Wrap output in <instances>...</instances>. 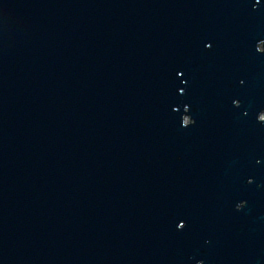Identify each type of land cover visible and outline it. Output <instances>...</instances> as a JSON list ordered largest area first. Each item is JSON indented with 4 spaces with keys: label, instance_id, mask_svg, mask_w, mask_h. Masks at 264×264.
<instances>
[{
    "label": "water",
    "instance_id": "95a60500",
    "mask_svg": "<svg viewBox=\"0 0 264 264\" xmlns=\"http://www.w3.org/2000/svg\"><path fill=\"white\" fill-rule=\"evenodd\" d=\"M264 0H0V264H264Z\"/></svg>",
    "mask_w": 264,
    "mask_h": 264
},
{
    "label": "bare ground",
    "instance_id": "6f19581e",
    "mask_svg": "<svg viewBox=\"0 0 264 264\" xmlns=\"http://www.w3.org/2000/svg\"><path fill=\"white\" fill-rule=\"evenodd\" d=\"M263 113H264V112H262V113L260 114V118H261V119H264Z\"/></svg>",
    "mask_w": 264,
    "mask_h": 264
},
{
    "label": "rangeland",
    "instance_id": "374dc122",
    "mask_svg": "<svg viewBox=\"0 0 264 264\" xmlns=\"http://www.w3.org/2000/svg\"><path fill=\"white\" fill-rule=\"evenodd\" d=\"M263 116H264V113H263Z\"/></svg>",
    "mask_w": 264,
    "mask_h": 264
}]
</instances>
